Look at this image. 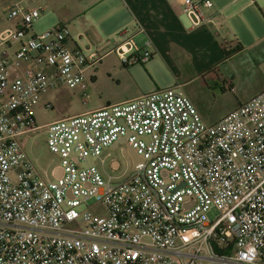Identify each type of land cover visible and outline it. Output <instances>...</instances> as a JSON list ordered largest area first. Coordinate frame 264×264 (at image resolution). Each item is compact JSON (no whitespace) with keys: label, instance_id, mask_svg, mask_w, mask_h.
I'll return each mask as SVG.
<instances>
[{"label":"built area","instance_id":"built-area-1","mask_svg":"<svg viewBox=\"0 0 264 264\" xmlns=\"http://www.w3.org/2000/svg\"><path fill=\"white\" fill-rule=\"evenodd\" d=\"M211 7L182 1L193 27ZM42 12L11 0L0 30V264H264V89L212 125L175 84L36 126L32 108L84 89L101 59L65 26L34 33ZM137 34L112 38L124 67L152 58ZM38 130L60 174L28 159ZM125 136L140 160L124 179L104 177L95 160Z\"/></svg>","mask_w":264,"mask_h":264},{"label":"crops","instance_id":"crops-1","mask_svg":"<svg viewBox=\"0 0 264 264\" xmlns=\"http://www.w3.org/2000/svg\"><path fill=\"white\" fill-rule=\"evenodd\" d=\"M10 1L0 0V30L13 24L12 20L5 17ZM182 1L62 0V8L58 10L52 0H39L44 14L49 17V28L65 26L73 39L78 38L81 45L89 46L99 53L101 61L94 74H99L105 68L111 85L119 92L107 98H97L93 102L80 103L78 109L73 112L57 109L56 119L38 126H45L61 118L90 112L104 106L119 104L159 89L160 75L166 71L172 74L174 84L180 87L183 84L179 81L183 77L189 81L201 78L205 83L208 80L213 85L219 84L221 90L229 92L234 90L235 73L245 72L249 75L258 72L264 75V13L258 6V0H210L212 7L205 11L208 22L194 27L192 18L182 12ZM136 25L144 30V34L135 35L134 40L142 47L144 38L148 37L152 42L149 49L152 58L141 67L137 65L124 67L119 63L117 55H112V38L123 29L133 30ZM222 43H229L230 47L239 43L242 49L224 60ZM236 58H239L238 61H234ZM87 78L85 76L84 89L61 88L54 93L50 97L52 109L55 105L63 103L62 100L65 99L63 94L66 91L69 90L75 95L90 87L89 82L95 75ZM263 89L264 84L249 96L238 99L234 106L206 122V125L216 123ZM183 93L201 115L199 105L192 94L186 91ZM36 108H43L42 103L32 108L33 121ZM103 152L101 157L95 160L96 165L97 162L100 165L105 163ZM28 159L31 160L29 157ZM111 166L116 169L118 162L113 160ZM53 168L60 174L59 164ZM98 170L104 177L113 179V176L103 169Z\"/></svg>","mask_w":264,"mask_h":264},{"label":"rangeland","instance_id":"rangeland-1","mask_svg":"<svg viewBox=\"0 0 264 264\" xmlns=\"http://www.w3.org/2000/svg\"><path fill=\"white\" fill-rule=\"evenodd\" d=\"M52 1L55 8L58 10L62 8V0ZM258 6L264 13V0H258ZM49 24L50 20L48 15L42 12L40 18L32 25L33 32L40 34L49 28ZM2 27L3 26H1V28ZM106 46L109 47L108 44ZM112 55L116 56L114 53ZM238 59L239 58H236L234 61H238ZM100 61L101 60L86 70V77L89 78L95 75V78L89 82L90 87H87L81 93L75 95H72L69 90L66 91L65 94H63V98L65 97V99L62 100L63 103L59 106L55 105V108L52 110L36 108L34 124L38 126L56 119L57 109L73 112L78 109L80 103L83 104L88 101L93 102L97 98H107L112 94L118 93L119 90H115L111 85L105 68L102 69L99 74H94ZM137 66L141 67L140 65ZM179 82L180 84H183V86L180 87L182 88V92L186 91L192 94L193 98L199 105V111L202 117L199 113L198 114L203 123L207 124L206 122L213 120L216 116L223 114L229 110V108L234 106L238 99L249 96L261 87L264 84V75H261L258 72H252L249 75L245 72L235 73L233 79L234 90L231 92L228 90H221L219 84L213 85V83H210L208 80H206L205 83L201 78L189 81L185 80L183 77ZM174 83V78L169 71L161 73L160 88L171 87L175 85ZM45 140L46 136L44 131L38 130L33 133L32 137L27 139L25 144L23 143V147L26 155L31 159L35 167L40 171L46 170L49 174L51 167L59 164V159L47 149ZM103 154L105 155V163L100 165L99 162H97V167L100 170L103 169L107 174L112 175L114 180H119L128 176L132 166V160L127 154L124 145H117L114 148L110 147L108 150L104 151ZM113 160L118 162V167L116 169L111 166ZM209 216L211 217V215Z\"/></svg>","mask_w":264,"mask_h":264},{"label":"trees","instance_id":"trees-1","mask_svg":"<svg viewBox=\"0 0 264 264\" xmlns=\"http://www.w3.org/2000/svg\"><path fill=\"white\" fill-rule=\"evenodd\" d=\"M242 49V46L237 43L235 46L230 47L229 43H222V52L224 55V60L230 58L235 55Z\"/></svg>","mask_w":264,"mask_h":264},{"label":"water","instance_id":"water-1","mask_svg":"<svg viewBox=\"0 0 264 264\" xmlns=\"http://www.w3.org/2000/svg\"><path fill=\"white\" fill-rule=\"evenodd\" d=\"M117 145H124L125 147V150L127 152V154L129 155V157L131 158L132 160V164L138 162L140 159L139 157L135 154V152L133 151L132 148H130L127 144H126V136L125 137H122L121 139H119L117 142H115L113 144V148L116 147Z\"/></svg>","mask_w":264,"mask_h":264}]
</instances>
